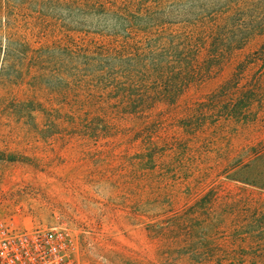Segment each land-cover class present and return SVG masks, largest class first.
<instances>
[{
  "label": "trees",
  "instance_id": "1",
  "mask_svg": "<svg viewBox=\"0 0 264 264\" xmlns=\"http://www.w3.org/2000/svg\"><path fill=\"white\" fill-rule=\"evenodd\" d=\"M263 112L264 0H0V127L12 143L169 147L170 160L157 150L140 165L159 264H264V142L233 150L230 139Z\"/></svg>",
  "mask_w": 264,
  "mask_h": 264
},
{
  "label": "rangeland",
  "instance_id": "2",
  "mask_svg": "<svg viewBox=\"0 0 264 264\" xmlns=\"http://www.w3.org/2000/svg\"><path fill=\"white\" fill-rule=\"evenodd\" d=\"M29 37L38 40L40 35ZM253 46L219 75L192 87L182 108L213 91ZM262 116L230 138L233 150L264 142V112ZM3 130L8 128L0 127V157L16 155L19 161L0 160V218L19 228L66 227L81 264L160 263L157 242L146 231L151 219L140 216V165L157 150L170 160L169 147H24ZM229 141L202 148L207 156H216Z\"/></svg>",
  "mask_w": 264,
  "mask_h": 264
},
{
  "label": "built area",
  "instance_id": "3",
  "mask_svg": "<svg viewBox=\"0 0 264 264\" xmlns=\"http://www.w3.org/2000/svg\"><path fill=\"white\" fill-rule=\"evenodd\" d=\"M0 264H81L66 227L19 228L0 218Z\"/></svg>",
  "mask_w": 264,
  "mask_h": 264
}]
</instances>
